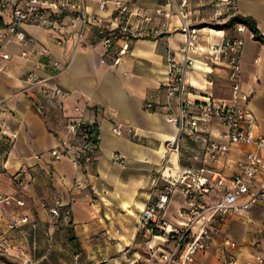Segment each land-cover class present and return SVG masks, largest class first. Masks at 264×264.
Returning <instances> with one entry per match:
<instances>
[{"label":"crops","instance_id":"crops-1","mask_svg":"<svg viewBox=\"0 0 264 264\" xmlns=\"http://www.w3.org/2000/svg\"><path fill=\"white\" fill-rule=\"evenodd\" d=\"M70 1L101 18L110 13L97 10L100 0ZM127 1L133 13L151 11L152 21L143 27L144 31L165 25L170 29L180 26L175 16L166 20L154 14L165 0ZM205 2L188 0L190 8L207 4L201 8V14L209 21L212 9ZM237 15L251 19L255 28L261 27L264 0H237ZM8 21V10H0L1 32H5ZM63 21L67 22L68 16ZM131 24L136 25L134 19ZM204 25L207 23L198 25L203 44L233 35L230 28L217 30ZM23 31L33 39L32 43L22 46L5 32L2 43L9 59L0 58V112L4 130L0 141V198L8 199L0 207V234L23 248L32 242L39 252L52 248L61 251L65 239L62 252L66 259L59 260L60 264H72V260L73 264H94L119 256L127 248L131 254H140L143 247L138 248L142 238L136 232L138 217L164 188L160 179L164 168L165 176L175 175L178 168L184 167L199 169L206 176L213 172L228 176L251 149L247 145H231L226 157L212 163L206 156V144L208 140L226 142L220 125L208 124V136L186 137L178 135L168 121L175 105L168 106L166 102V53L172 52L182 63L184 35L135 39L121 63L113 66L105 51L95 46L92 30L84 33L86 47L76 46L75 39L61 31L33 25L23 26ZM68 32L73 29L68 28ZM252 32L248 29L243 34L239 85L241 92L249 96L247 107L256 119L254 134L259 136L264 133V39L253 38ZM22 52L27 55L22 57ZM190 58L193 67L187 68L185 78L187 87L196 92H187L184 99L195 103H204L209 98L228 99L231 87L226 68L201 55L193 54ZM53 61L59 62L63 70L51 68ZM30 75L42 82L30 83ZM45 86L58 87L68 95L52 100L42 94ZM37 104L44 106L43 113L37 111ZM95 105L99 113L92 109ZM81 119L95 123L97 149L90 161L75 166L71 158L81 141L68 125ZM115 124L120 127V135L113 133ZM176 137L178 154L168 151L169 142ZM55 149L69 151V156L53 158L50 153ZM260 154L264 158V149ZM115 157L123 162L115 161ZM217 192L194 200L213 201ZM174 194L177 196L173 197ZM57 201L61 214L69 211L70 216L53 227L49 208ZM188 201L183 186L176 187L163 214L169 226L179 228L185 222L179 208L188 210ZM23 218L27 222L19 226L18 233L8 228L10 221ZM212 229L215 233L210 247L198 254L193 264H225L231 259L234 264H245L253 255L264 259V208L260 205H254L242 217L234 215L215 222ZM142 234L148 236L146 231ZM223 241L235 243L236 248L223 250ZM71 245L81 252L79 260L69 257Z\"/></svg>","mask_w":264,"mask_h":264},{"label":"built area","instance_id":"built-area-1","mask_svg":"<svg viewBox=\"0 0 264 264\" xmlns=\"http://www.w3.org/2000/svg\"><path fill=\"white\" fill-rule=\"evenodd\" d=\"M212 9V16L206 21L201 14L202 7H189L188 0H165L157 7L154 14L157 17L169 20L176 17L180 26L170 29L163 26L160 29L144 31L143 27L152 21L149 9L132 12L127 0H100L97 4L99 12L110 10L107 18H101L98 14H89L82 5L72 3L70 0H0V10H8L9 21L4 31L10 39L25 46L32 43L33 39L26 35L23 26L33 25L63 32L66 36L75 39V45L86 47L83 40L84 33L92 30L95 35V46H100L111 65L117 66L127 55L131 41L139 38H153L162 35L180 33L184 35L185 42L182 49L184 61L176 60L175 55L166 53V81L165 95L168 106L175 105V110L168 115V121L172 123L178 135L188 136L209 135L208 124L217 123L223 128L225 143L208 140L206 144L207 159L215 163L219 158L226 157L231 145H247L251 149L236 163V170L230 175L222 172H213L210 176L203 175L199 169L192 167L178 168L175 175H164L165 168L160 174L164 181V188L158 193L155 200L145 206L140 212L136 226L137 235H141L143 242L142 253H132L127 248L121 251L119 256L110 260L100 261L94 264H193L198 254L206 251L212 243V226L215 222H221L230 216L242 217L254 205L264 208V158L260 151L264 149V133L255 136L256 119L247 107L249 96L242 93L239 85L241 72V56L244 45L243 34L248 27L241 23H234L230 27L233 35L225 36L216 43L203 44L198 35V25L207 23L205 27L221 25L229 19L237 16V0H207ZM68 16V21L63 19ZM136 25H132V20ZM72 28L73 32H68ZM5 32L0 31V58L8 60L5 52V44L2 40ZM252 37L264 39V23L256 27ZM121 43V44H120ZM45 52V51H43ZM201 55L215 65H222L227 70V80L230 83L231 95L228 99L216 100L209 98L204 103L190 102L184 99L187 92L195 93V89H189L186 83L188 67H193L190 55ZM27 52H22L25 57ZM51 68L56 71L63 70V66L53 61ZM32 84L36 81L33 75L28 77ZM42 94L53 99H63L68 93L58 87H44ZM39 113L44 112V106L37 104ZM92 109L99 113L98 106ZM70 131L80 139L81 145L71 158L73 165L78 166L82 162L91 160L92 154L97 149V128L95 123L79 120L68 125ZM115 135H120V127L115 124ZM4 135L0 112V141ZM168 151L178 154V137L169 142ZM53 158L59 159L69 156V151L61 152L57 149L51 151ZM115 161L122 163L119 157ZM2 157L0 155V164ZM183 186V192L187 198L189 208L185 222L179 228L169 226L163 219V214L168 206L174 189ZM217 190L213 201L195 202V197L208 198ZM7 198H0V207L7 202ZM18 205L21 202L16 201ZM60 202L49 208V214L54 222L69 219L70 212L61 214ZM27 222L23 218L19 221H10L8 228L17 229ZM34 227L36 224L33 225ZM143 231L148 236L142 234ZM4 235L0 234V264H36L34 260L26 257L23 250L11 251L4 242ZM223 250H233L235 243L224 241L221 244ZM79 254L74 256L78 260ZM225 264H234L231 259ZM245 264H264V259L259 255H253Z\"/></svg>","mask_w":264,"mask_h":264},{"label":"rangeland","instance_id":"rangeland-1","mask_svg":"<svg viewBox=\"0 0 264 264\" xmlns=\"http://www.w3.org/2000/svg\"><path fill=\"white\" fill-rule=\"evenodd\" d=\"M185 136L189 137L188 135H185ZM175 196H177V194H174L173 197H175ZM170 207H171V205H170ZM179 212H180L181 217H185V218L187 217L186 216L187 215V209L185 207L179 208ZM60 225H61L60 222H54L53 221L51 226L57 227V226H60ZM19 230H20V227L17 228V229H13V232L18 233ZM214 233H215V229H212V234H214ZM19 236L21 237V235H19ZM4 242H5L6 246H8L9 250H11V251H17V250L22 249L23 250V254L26 257H29L32 260H34V262L36 264H60L58 262L59 260L60 261H64L66 259L63 256L65 254L62 252V250H65L64 247L66 246L65 239H64V243L65 244L63 245V247H61V251H59L57 248H52L49 251H46L47 253L46 252L44 253L43 251L39 252L38 249H37V244H35V246H33L32 242L27 243V244H29V246L26 249L23 248L22 245H20L18 243H15L12 238H5ZM143 242L144 241H142V238H140L139 246H141V247H138V248L141 249L143 247ZM75 249H76V247H73L71 245V247L69 248V251H70L69 257L73 258L76 254H79V258H78V260H79L80 257H81V252L78 251L77 249L75 251ZM72 264H73V260H72Z\"/></svg>","mask_w":264,"mask_h":264},{"label":"trees","instance_id":"trees-1","mask_svg":"<svg viewBox=\"0 0 264 264\" xmlns=\"http://www.w3.org/2000/svg\"><path fill=\"white\" fill-rule=\"evenodd\" d=\"M234 23H241L244 24L245 26H247L251 31L255 32L256 28L254 23L252 22L251 19L247 18V17H241L239 15L229 19V21H227L224 24L221 25H213L212 28L217 29V30H225L228 29L232 26V24Z\"/></svg>","mask_w":264,"mask_h":264}]
</instances>
